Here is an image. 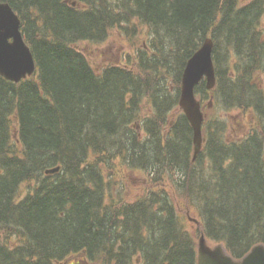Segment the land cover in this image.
<instances>
[{
  "label": "trees",
  "instance_id": "16d2710c",
  "mask_svg": "<svg viewBox=\"0 0 264 264\" xmlns=\"http://www.w3.org/2000/svg\"><path fill=\"white\" fill-rule=\"evenodd\" d=\"M66 1L0 0L38 67L0 76V264H197L200 230L236 259L264 244V0ZM137 21L149 34L132 66L99 73L77 48ZM207 37L218 84L197 88L193 162L179 97ZM235 111L245 133L231 139Z\"/></svg>",
  "mask_w": 264,
  "mask_h": 264
},
{
  "label": "water",
  "instance_id": "95a60500",
  "mask_svg": "<svg viewBox=\"0 0 264 264\" xmlns=\"http://www.w3.org/2000/svg\"><path fill=\"white\" fill-rule=\"evenodd\" d=\"M214 42L207 39L202 48L189 61L182 83L180 106L194 130L195 155L203 146L202 126L204 115L195 88L206 77L207 88L216 86V70L213 61ZM36 62L21 32V21L7 3H0V75L6 80L19 83L34 75ZM60 168L48 170L55 174ZM198 264H264V245L255 246L242 260H235L220 244L212 248L203 234L198 245Z\"/></svg>",
  "mask_w": 264,
  "mask_h": 264
},
{
  "label": "rangeland",
  "instance_id": "374dc122",
  "mask_svg": "<svg viewBox=\"0 0 264 264\" xmlns=\"http://www.w3.org/2000/svg\"><path fill=\"white\" fill-rule=\"evenodd\" d=\"M247 1L250 0H244V2ZM134 27L137 28L135 29ZM148 34V28L137 21L134 25L114 29L108 40L103 44L80 43L78 47L88 53V56L94 62L95 67L100 69L111 64H126V59H123L125 55L126 57H128V54L135 55L136 51L141 49L144 43L148 41ZM231 115L235 119V130L231 132L230 136L232 139H237L245 133L244 124L242 121L240 122L241 115L238 112L231 113ZM242 120L244 119L242 118ZM27 186L28 184H25L22 187V195L26 194L28 191L26 188ZM75 263L76 260L72 258L66 264Z\"/></svg>",
  "mask_w": 264,
  "mask_h": 264
},
{
  "label": "bare ground",
  "instance_id": "6f19581e",
  "mask_svg": "<svg viewBox=\"0 0 264 264\" xmlns=\"http://www.w3.org/2000/svg\"><path fill=\"white\" fill-rule=\"evenodd\" d=\"M117 3V2H116ZM96 4V3H95ZM135 7V6H134ZM122 8V7H121ZM132 9V8H131ZM122 22V21H121ZM125 24V23H124ZM154 58V57H153ZM152 76V75H151ZM142 132V131H141ZM78 182V181H77ZM149 183V182H148ZM111 193V192H110ZM118 201V200H117ZM139 229V228H138ZM144 240V239H143ZM129 241V240H128ZM142 246V245H141ZM81 252V251H80ZM75 254V253H74ZM134 256V255H133ZM125 257V256H124ZM122 258V257H121ZM65 259V258H64ZM64 261V260H63ZM57 262V261H56Z\"/></svg>",
  "mask_w": 264,
  "mask_h": 264
}]
</instances>
